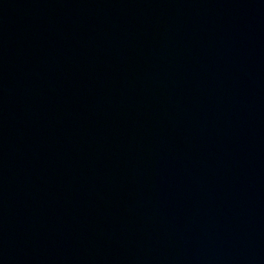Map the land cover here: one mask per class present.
Returning a JSON list of instances; mask_svg holds the SVG:
<instances>
[{"label":"water","instance_id":"water-1","mask_svg":"<svg viewBox=\"0 0 264 264\" xmlns=\"http://www.w3.org/2000/svg\"><path fill=\"white\" fill-rule=\"evenodd\" d=\"M0 264H264V0H0Z\"/></svg>","mask_w":264,"mask_h":264}]
</instances>
